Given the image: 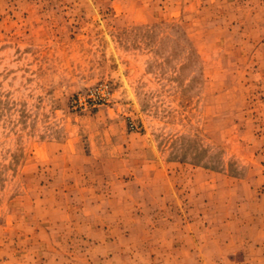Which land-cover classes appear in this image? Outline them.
Listing matches in <instances>:
<instances>
[{
    "label": "rangeland",
    "instance_id": "1",
    "mask_svg": "<svg viewBox=\"0 0 264 264\" xmlns=\"http://www.w3.org/2000/svg\"><path fill=\"white\" fill-rule=\"evenodd\" d=\"M0 264H264V0H0Z\"/></svg>",
    "mask_w": 264,
    "mask_h": 264
}]
</instances>
